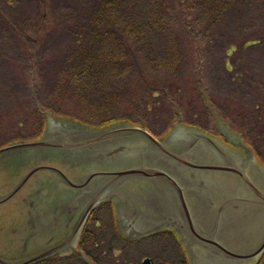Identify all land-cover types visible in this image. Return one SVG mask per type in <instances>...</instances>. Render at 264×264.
Returning a JSON list of instances; mask_svg holds the SVG:
<instances>
[{"label": "water", "instance_id": "1", "mask_svg": "<svg viewBox=\"0 0 264 264\" xmlns=\"http://www.w3.org/2000/svg\"><path fill=\"white\" fill-rule=\"evenodd\" d=\"M210 112L230 144L181 123V116L158 139L129 121L97 128L46 112L39 138L0 148V165L12 180L0 204L35 180L23 204L22 238L12 241L14 257L0 264L71 253L103 201L113 203L118 229L129 240L169 230L189 264H257L264 254V166Z\"/></svg>", "mask_w": 264, "mask_h": 264}, {"label": "rangeland", "instance_id": "2", "mask_svg": "<svg viewBox=\"0 0 264 264\" xmlns=\"http://www.w3.org/2000/svg\"><path fill=\"white\" fill-rule=\"evenodd\" d=\"M48 1L46 19L41 20L36 18L45 10L41 0H0V146L17 139L35 138L41 130L36 108L51 110V103L56 101L59 104L55 85L61 64L55 62L38 66V61L49 54L55 59L63 56L61 52L68 48L73 38L72 27L79 22L77 17L85 14L95 3V0ZM236 1L241 6L239 10ZM263 2L232 0L224 4L216 0H190L180 8L172 0L154 4L150 15L153 20L141 18L142 22L130 26L137 30L140 28L147 40L140 46L139 65L136 61L135 64L127 63L111 73L117 83L124 85L137 74L139 66L152 73L160 71L168 74L170 81H167V87L161 84L158 88L163 89L165 95L156 94L153 98V92L150 94V101L156 99L158 103L157 112L145 101L128 106L125 96L117 100L112 95L106 97L111 101L95 99L98 106L89 102L68 101L60 108L82 113L95 121L110 117L127 119L125 114L129 112L132 115L127 120L139 123L142 119L152 134L160 136L175 119L172 109L176 107L187 123L218 134L203 106L204 96L228 125L235 130L249 132L248 143L264 160ZM238 28L241 29L236 31ZM44 32L47 33L46 39L40 40L37 45L27 39V36L39 37ZM175 33L176 36L185 35L187 46L181 47L177 40L173 41ZM245 34L261 40L244 47L237 40ZM232 42L237 44L238 51L227 55ZM172 82L180 84L178 95L174 94ZM170 83L171 90L168 87ZM56 102L54 105L57 107ZM97 215L104 229H110L109 217L106 219L101 213ZM98 240L99 248L109 243L119 248V252L125 250L108 232ZM173 243L172 239L157 237L132 245L126 249L131 258L129 263L140 264L143 258L150 257L157 263L178 264L179 250ZM114 253L118 254L117 251ZM74 263L81 262L75 259Z\"/></svg>", "mask_w": 264, "mask_h": 264}, {"label": "trees", "instance_id": "3", "mask_svg": "<svg viewBox=\"0 0 264 264\" xmlns=\"http://www.w3.org/2000/svg\"><path fill=\"white\" fill-rule=\"evenodd\" d=\"M172 1L176 3L177 8L183 7L190 2V0ZM216 1L228 4L229 1L232 0ZM41 2L42 5L45 6V10H43L41 14H38L36 18H41L42 20V18H45L47 15L46 9L50 3L49 1L47 2V0H41ZM158 2L164 4L165 0H95L94 5L91 8H88L85 14L77 17L79 22L72 27V30H74L72 34L73 38L71 39L68 48L64 52H61L63 56H61L60 59H55L54 55L49 54L45 55L38 61V66L55 62L58 65L61 64L60 76L55 85V95L57 96L56 98L58 99L59 104L56 101L51 103L49 106L51 107V110L42 109L41 107L36 108V112L40 116L38 126L41 127L40 132L37 134L38 136L43 128L46 111H51L53 114L67 117H74L99 127L117 121L114 117L95 121L92 117H84L82 113L80 114L70 109H64L63 107L61 109L60 106L64 103L66 104L68 101L72 103L89 102L93 106H98L95 105V99L97 98L111 101L109 98H106L109 97L108 95L114 96L117 100H119L120 97L125 96L128 106L131 104L139 105L141 101H145L147 106H150L153 108L154 112H157L156 106H158V103L156 99L150 101V97L152 92L153 98H156L154 97L156 94H161L162 96L165 95L163 89L159 90L158 88L161 84H164L165 86L167 81H170L167 79L169 76L168 74H162L160 71H155V74L150 72V70L148 71L146 68L140 69L139 66L137 74L124 85L117 83L115 81L117 80L115 75L111 72L116 67H122L127 63L135 64L136 61V64L139 65L140 46L147 40L140 28L137 30V28L130 26L134 24L137 25L139 22H142L143 19H146L147 21L153 20L150 16L152 14L151 6H154V4L158 5ZM95 5H97V7ZM236 5L239 10L241 8L239 1H236ZM262 6L264 7V2ZM4 20L6 19L4 18ZM133 28L135 30H133ZM150 28L153 29L154 27ZM239 29L241 28H238L236 31ZM46 35L47 33L44 32L39 35V37L27 36V39L37 45L40 40L46 39ZM241 35L242 34H240L239 37H241ZM184 38L185 35L183 33L178 34L177 36L175 33V36L172 37L173 41L175 42L177 40L181 47L182 45L187 46L188 44V41H185ZM257 40L258 39L254 38L253 35L247 36L245 34L240 40H237V43L244 47H250L254 45ZM260 40L261 39L258 41ZM29 50H31V52L34 51L33 49ZM228 50L229 51H226L227 55H229V52L233 53L234 51H238L237 44L235 42L230 43ZM35 58L38 59L39 57ZM236 68L240 69L239 66H236ZM172 84L174 86V94L178 95L180 84H175L173 82ZM126 86L127 89L124 90ZM170 86L171 83L168 84V87ZM106 90L110 91L105 92ZM169 90H171V87ZM55 102L59 106L56 107V105H54ZM202 103L212 120L211 114L207 110V101L204 97L202 98ZM53 108L55 111H52ZM75 109L77 110V108ZM160 111L161 109H159V112ZM172 112L176 117L178 114L176 107L172 109ZM130 115L132 114L129 112L126 113L125 118L129 119ZM140 123L144 125L142 119L140 120ZM241 132L246 139L250 138L249 132L246 130H242ZM91 218L83 230L79 244V248L84 251L85 255L93 260V264H131L129 263L131 261L129 251L126 249L135 245V243H129L130 241L119 239L122 244V250H125L120 251L118 254L111 252L112 250L109 243L105 244L102 248H99L100 244L95 246L94 244L99 237L97 239L96 232L92 228L93 224ZM167 234L170 236L172 235L171 233ZM178 256V264H187L182 249L179 250ZM78 257L79 255L75 254L72 257L63 259H49L41 264H75L74 258L78 259ZM78 261L81 262L80 264H84L81 259ZM258 264H264V256Z\"/></svg>", "mask_w": 264, "mask_h": 264}, {"label": "flooded vegetation", "instance_id": "4", "mask_svg": "<svg viewBox=\"0 0 264 264\" xmlns=\"http://www.w3.org/2000/svg\"><path fill=\"white\" fill-rule=\"evenodd\" d=\"M6 169L7 168L0 165V193L2 195L8 192L12 185V180L9 177V173L6 171ZM34 185H35V180L31 178L27 182V184L14 197L0 204V258L12 259L14 257V254H11L9 252V249L13 248V246H11L13 240L22 238L21 233L17 231H18V227H20L22 223V219L25 212L23 204L24 201L27 199V196L30 195V192L33 189ZM99 213H101L102 216L106 219L109 217L110 229L108 230L104 229V224L101 218H99L97 215ZM90 218L92 219V224H93L92 228L96 232L95 233L96 237L97 235L102 236L103 233L105 234L107 232L112 237L113 236L118 237L117 235L119 234V232L116 229L114 222L115 217H114L113 203L111 202L101 203L93 211H91L88 218L86 219V222L81 230V233L86 227ZM159 236L172 239V241L174 242L173 243L174 246L179 249L180 245L173 235L170 236L167 233H163L160 234ZM94 245L97 246V243L95 242ZM57 258H63V257H57ZM41 261L39 263H41Z\"/></svg>", "mask_w": 264, "mask_h": 264}]
</instances>
